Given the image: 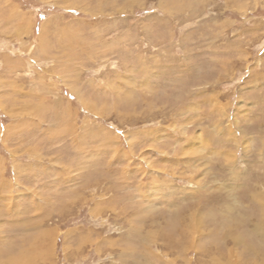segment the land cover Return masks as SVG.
I'll use <instances>...</instances> for the list:
<instances>
[{
	"label": "rangeland",
	"instance_id": "374dc122",
	"mask_svg": "<svg viewBox=\"0 0 264 264\" xmlns=\"http://www.w3.org/2000/svg\"><path fill=\"white\" fill-rule=\"evenodd\" d=\"M0 264H264V0H0Z\"/></svg>",
	"mask_w": 264,
	"mask_h": 264
}]
</instances>
